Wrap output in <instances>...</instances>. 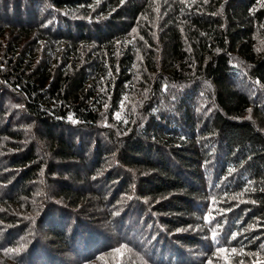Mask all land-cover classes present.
<instances>
[{"label":"trees","instance_id":"16d2710c","mask_svg":"<svg viewBox=\"0 0 264 264\" xmlns=\"http://www.w3.org/2000/svg\"><path fill=\"white\" fill-rule=\"evenodd\" d=\"M0 150V264H264V0H0Z\"/></svg>","mask_w":264,"mask_h":264},{"label":"rangeland","instance_id":"374dc122","mask_svg":"<svg viewBox=\"0 0 264 264\" xmlns=\"http://www.w3.org/2000/svg\"><path fill=\"white\" fill-rule=\"evenodd\" d=\"M5 108H6V106H5ZM7 113H8V115H10V118L11 119H13V120H16V122L18 121V120H20L21 121V119L22 120H25V118H22L21 117V115H18V113H17V111H15V108H11V109H8V111H7ZM25 124V123H24ZM33 127V128H32ZM33 129V130H32ZM35 132V136L32 134V133H30V132ZM42 131V129H40V132ZM29 133L28 134H30L29 136H30V142L31 141H33L34 139L35 140H37V136H38V133H37V131H35V129H34V126H31V128L29 129V131H28ZM33 135V136H32ZM32 136V137H31ZM29 142V143H30ZM41 146H43V150H45V156H47L48 158H50V152L48 151V148H47V145H44V142H42L41 143ZM1 151V150H0ZM5 153H7V152H5ZM60 168H62V167H60ZM40 183L42 184V181H40ZM56 184V183H55ZM42 186V185H41ZM40 186V187H41ZM52 186H56V185H52ZM70 256H72V255H70Z\"/></svg>","mask_w":264,"mask_h":264}]
</instances>
